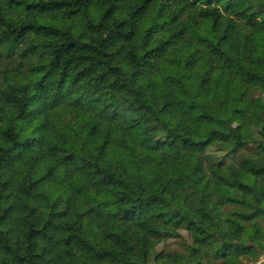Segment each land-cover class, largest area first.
Returning a JSON list of instances; mask_svg holds the SVG:
<instances>
[{
	"label": "trees",
	"instance_id": "16d2710c",
	"mask_svg": "<svg viewBox=\"0 0 264 264\" xmlns=\"http://www.w3.org/2000/svg\"><path fill=\"white\" fill-rule=\"evenodd\" d=\"M0 52V264L260 260L264 0H0Z\"/></svg>",
	"mask_w": 264,
	"mask_h": 264
},
{
	"label": "rangeland",
	"instance_id": "374dc122",
	"mask_svg": "<svg viewBox=\"0 0 264 264\" xmlns=\"http://www.w3.org/2000/svg\"><path fill=\"white\" fill-rule=\"evenodd\" d=\"M0 55L1 52H0ZM10 63L5 62L0 56V70L5 69L7 66H9ZM245 113V106L244 105H237L232 108V119L231 123L235 127L242 129L244 122H243V114ZM183 236L178 237V238H173V239H167L162 242L160 245L159 249L165 248L167 252L170 254L168 258H166L162 264H175L174 262V253L180 252L182 253L186 251V245L190 242V237L185 231H181ZM264 256V254L262 255ZM261 256V257H262ZM260 257V258H261ZM264 259H260L258 262H251L247 261V264H260ZM149 264H155L154 262H150Z\"/></svg>",
	"mask_w": 264,
	"mask_h": 264
},
{
	"label": "clouds",
	"instance_id": "9594fccd",
	"mask_svg": "<svg viewBox=\"0 0 264 264\" xmlns=\"http://www.w3.org/2000/svg\"><path fill=\"white\" fill-rule=\"evenodd\" d=\"M260 259H264V256H262Z\"/></svg>",
	"mask_w": 264,
	"mask_h": 264
}]
</instances>
